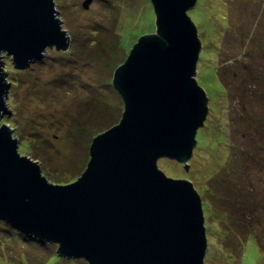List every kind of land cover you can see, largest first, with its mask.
<instances>
[{"label": "rangeland", "instance_id": "1", "mask_svg": "<svg viewBox=\"0 0 264 264\" xmlns=\"http://www.w3.org/2000/svg\"><path fill=\"white\" fill-rule=\"evenodd\" d=\"M55 2L71 46L48 49L27 68L3 58L11 113L0 118V128L9 126L19 153L58 185L85 172L93 139L105 132L97 126L107 119L119 123L125 110L113 70L129 52L118 49L114 63H100L90 39L102 42L101 49L113 38L120 46L135 44L155 31L156 15L152 0ZM188 14L200 29L196 80L208 94L209 110L189 170L169 158L159 159L158 168L191 181L203 206L211 205L205 264H264V0H198ZM11 65L18 73L10 74ZM55 254L58 244L0 225V264H88L52 262Z\"/></svg>", "mask_w": 264, "mask_h": 264}, {"label": "water", "instance_id": "2", "mask_svg": "<svg viewBox=\"0 0 264 264\" xmlns=\"http://www.w3.org/2000/svg\"><path fill=\"white\" fill-rule=\"evenodd\" d=\"M198 0H152L156 28L132 47L113 75L125 110L93 139L84 173L53 184L0 128V220L59 255L88 264H205L203 202L193 183L166 176L161 158L189 161L208 115L196 80L201 41L189 16ZM55 0H0V118L8 109L4 57L19 68L50 48L67 51Z\"/></svg>", "mask_w": 264, "mask_h": 264}, {"label": "trees", "instance_id": "3", "mask_svg": "<svg viewBox=\"0 0 264 264\" xmlns=\"http://www.w3.org/2000/svg\"><path fill=\"white\" fill-rule=\"evenodd\" d=\"M192 10V9H191ZM190 11V10H189ZM192 19V18H191ZM196 25V24H195ZM196 27H197V25H196ZM199 28L197 27V30H198ZM200 33V29H199V32H198V34ZM199 36V35H198ZM114 39V42H113V44H111V43H109L108 41H106L105 42V44H103V46H102V49H101V47H100V44H102V42H100V41H98L97 40V42H95L93 39H90V43H91V48L90 49H92V48H95V50H96V47H97V50H96V52L95 53H98V55H97V58H99L100 57V60L99 61H101L100 63H103V62H109L107 59H111V62L112 63H114V60H115V58H117V56H115V54H114V51H116L117 52V50L118 49H121V50H123V51H125V52H129L130 53V49H132V47L136 44H133V43H128L127 45H126V47H124L123 46V44H122V46H120V44H119V42H117L116 40H117V38H113ZM200 39V38H199ZM201 41V40H200ZM96 45V46H95ZM83 47V46H82ZM105 47H106V49H105ZM102 51V52H101ZM206 57H208V55L206 56ZM113 65V64H112ZM119 65V64H118ZM8 68V67H7ZM114 68V67H113ZM10 74H16V73H18V71H19V69L18 68H16V67H14L13 65H11V67H10ZM28 70H30V69H28ZM115 70L116 69H114L113 71L115 72ZM27 71V70H26ZM218 76V75H217ZM14 80H16L15 82H16V84H14L15 86L19 83V81H17V79L15 78ZM199 83V82H198ZM115 89V88H114ZM116 90V89H115ZM117 91V90H116ZM118 95H119V93H117ZM208 95V94H207ZM120 96V95H119ZM121 97V96H120ZM122 98V97H121ZM116 120V119H115ZM105 123H101V124H99L97 127H99V126H102V129L100 130L101 132L102 131H107L109 128L111 129L112 127H114L117 123H118V121H117V123H113L112 122V119L110 120V121H108V119L106 120V121H104ZM111 123H113V124H111ZM105 125H108V126H106V127H104ZM96 127V126H95ZM95 132H93V131H91V130H89V131H87V134L89 135V134H91V137H92V135L94 134ZM202 138H204V137H202ZM58 183H60V182H58ZM61 183H65V184H61V185H67L69 182H61ZM71 183H72V181H71ZM210 204H206V206H203V208H204V214L205 215H207V214H209V212H210ZM0 225H2V226H5L6 225V223H4V221H1L0 222ZM207 226V225H206ZM209 226V225H208ZM22 234V233H21ZM57 254H55V255H52V262L53 261H55L56 259L57 260H60V259H64L65 257H61L60 255H57Z\"/></svg>", "mask_w": 264, "mask_h": 264}]
</instances>
